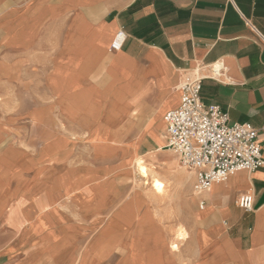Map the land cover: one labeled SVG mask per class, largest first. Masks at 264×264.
Segmentation results:
<instances>
[{
	"label": "crops",
	"instance_id": "crops-1",
	"mask_svg": "<svg viewBox=\"0 0 264 264\" xmlns=\"http://www.w3.org/2000/svg\"><path fill=\"white\" fill-rule=\"evenodd\" d=\"M119 29L127 41L112 53ZM0 48L56 50L53 70L42 78V95L52 102L32 108H66L86 128L93 161L100 162L59 173L62 186L50 205L40 185L21 189L23 207H15L10 224L44 229L63 220L58 200L66 193L78 218L68 222L101 228L92 264L108 249L118 253V264H264V168L198 193L195 172L181 168L167 148L164 122L180 104L181 83L200 69L203 102L221 106L231 123L254 126L264 158V0H0ZM114 154L124 161L137 155L170 182L166 204L151 185L118 183L115 171L127 165L109 167L105 158ZM41 174L26 181L36 185ZM242 194L253 196L252 212L238 206ZM165 205L177 221L166 218ZM180 225L189 238L171 252Z\"/></svg>",
	"mask_w": 264,
	"mask_h": 264
},
{
	"label": "rangeland",
	"instance_id": "rangeland-1",
	"mask_svg": "<svg viewBox=\"0 0 264 264\" xmlns=\"http://www.w3.org/2000/svg\"><path fill=\"white\" fill-rule=\"evenodd\" d=\"M18 37L19 44H23L24 35ZM18 37L15 40L19 42ZM55 54V49L0 48V264H92V259L89 260L90 253L92 254L90 248L101 230L94 229V226L81 220L75 226L68 222H77L78 218L74 219L72 216L73 207L69 205L66 193L61 194L63 196L58 200L59 212L65 218L52 219L46 229L30 222L17 223L18 216L12 218L17 224L9 222V216L15 207H23V202H17L21 189L29 186L38 190L40 185V189L47 191L50 205L57 195L56 185L62 186L58 182L59 173L70 166H77L81 172L89 163L94 166L95 163H100L93 161L94 155L88 146L89 133L86 128L72 121L66 108H32L52 102L42 95L45 84L42 78L52 72ZM131 140L129 137L128 143ZM134 156V160H131L130 155L124 161L123 155H108L105 163L111 168L127 165L122 171H115L117 174L113 178L118 183L149 187L151 181L140 176L137 170L138 157ZM52 158L59 160V167H56ZM179 163L181 168L189 171L181 164L180 158ZM150 168L152 169L151 166ZM38 171L42 172L41 182L29 184L28 181ZM151 172L152 175L155 174L152 170ZM158 178L163 180L161 176ZM164 184L161 202L166 204L171 188L170 182L164 181ZM164 207L166 218L177 221L176 210H168L167 205ZM178 228L169 245L171 252L179 251L172 250L173 244H178L181 249L184 243L177 239ZM186 232L188 233L187 230ZM108 250L106 255L103 252L100 257H95L93 264H118V253L110 255V249Z\"/></svg>",
	"mask_w": 264,
	"mask_h": 264
},
{
	"label": "built area",
	"instance_id": "built-area-1",
	"mask_svg": "<svg viewBox=\"0 0 264 264\" xmlns=\"http://www.w3.org/2000/svg\"><path fill=\"white\" fill-rule=\"evenodd\" d=\"M127 33L119 29L111 43L112 53L121 52ZM196 69L179 86L180 104L164 115L167 148L178 154L181 164L195 172V191H210L239 172H255L264 168L260 132L251 124L231 123L229 114L219 105H206L202 100L204 77ZM223 65L215 67L214 75H222ZM264 138V127L262 130ZM238 206L252 212L254 199L242 194ZM204 203L201 207H204Z\"/></svg>",
	"mask_w": 264,
	"mask_h": 264
},
{
	"label": "bare ground",
	"instance_id": "bare-ground-1",
	"mask_svg": "<svg viewBox=\"0 0 264 264\" xmlns=\"http://www.w3.org/2000/svg\"><path fill=\"white\" fill-rule=\"evenodd\" d=\"M137 170L140 174V176L143 179L149 180L151 183V188L154 189L157 193H163L165 189L164 181H161L155 174L152 175L151 170L148 168L147 164L140 159L137 161ZM189 238L188 233L186 232V229L183 226H179L178 228V236L177 239L178 241H187ZM172 250H179V245L178 244H173Z\"/></svg>",
	"mask_w": 264,
	"mask_h": 264
}]
</instances>
